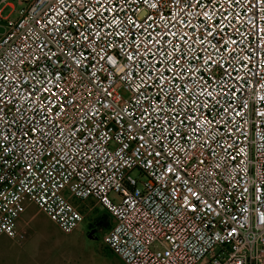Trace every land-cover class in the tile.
<instances>
[{"label":"built area","instance_id":"2783aa9c","mask_svg":"<svg viewBox=\"0 0 264 264\" xmlns=\"http://www.w3.org/2000/svg\"><path fill=\"white\" fill-rule=\"evenodd\" d=\"M16 2L0 0V233L30 202L69 232L90 199L125 264H264V0H202L207 22L174 0ZM46 77L66 94L51 113Z\"/></svg>","mask_w":264,"mask_h":264},{"label":"rangeland","instance_id":"374dc122","mask_svg":"<svg viewBox=\"0 0 264 264\" xmlns=\"http://www.w3.org/2000/svg\"><path fill=\"white\" fill-rule=\"evenodd\" d=\"M8 1L18 6L16 0ZM9 9L10 5L5 3L1 13L5 14ZM118 91L123 96L127 94L123 88ZM131 174L135 175L136 171L132 170ZM81 212L83 218L79 225L63 232L37 205L30 202L21 218H25V213L32 221L18 223L15 234L22 233L31 238L28 242L29 254L36 264H125L101 240L110 219L108 213L90 199L82 203ZM196 264H203V260Z\"/></svg>","mask_w":264,"mask_h":264},{"label":"snow or ice","instance_id":"6c2138e0","mask_svg":"<svg viewBox=\"0 0 264 264\" xmlns=\"http://www.w3.org/2000/svg\"><path fill=\"white\" fill-rule=\"evenodd\" d=\"M98 2H99V0H98ZM112 2H113V0H109V3H112ZM144 2L147 3V0H144ZM174 2H175L177 5H180V4H182V3L185 5L184 8H181V12H185V11L187 10V7H196V8H198L199 11H197V12H195V13H192L191 15L193 16V18H196V17L201 16V14H202V16H203L205 22L210 21V20H213V17H214L215 14H216L215 10H213L212 13L210 14V12L207 10V6H206V4L202 3V0H195V3H194V4L192 3V0H174ZM210 2H212V0H210ZM228 2L231 3V2H233V0H228ZM60 3L63 4V0H60ZM81 6L83 7L84 5L82 4ZM152 7H153V8H156L157 5L153 4ZM105 10H106V11H110L111 9H107V8H106ZM162 18H163V17H162ZM233 18L235 19V17H233ZM149 19H151V18H149ZM175 19H177V20L179 19V14H177V16L175 17ZM225 19H227V17H225ZM129 23H130V24H133V25L136 26V27H140L139 25H136V22H135L134 20L129 21ZM189 26H190V25H189ZM213 26H215V22H214V21H213ZM206 27H207V23H204V24L201 25V28H202V29H203V28H206ZM172 35H173L174 37L177 36L176 33H172ZM205 37H206V38H207V37H213V38H214V31H207L206 34H205ZM85 39L87 40L88 38L85 37ZM178 41H179V43H180L181 45L187 43V41H186V39H185V35H180V36L178 37ZM157 42H158V41H157ZM151 43H152V41H149V44H151ZM168 43L170 44L171 42L169 41ZM200 43L203 44V43H204V40H201ZM232 43L235 44L236 41H232ZM148 50L150 51V49H148ZM174 51H179V49H174ZM137 53H139V49H138V48H137ZM128 58H129V59H132V56L129 55ZM108 61H109V63H111V64H113V65H115V64L117 63L112 57H108ZM180 63H181V60H180V59H176V60H175V64H180ZM205 63H207V64H211V63H212V59H211V57H209L208 60L205 61ZM44 83H51L53 88H57V89H58V91H56V92H50V89H49V88H45V87H43V83H41V90H42L44 93H50V95H49V97H48V105H47L46 107H47V111H48L49 113H51L52 108L58 106V105H57V104H56L51 98H52V97H55V96H57V95H59L61 98H63L66 94L64 93L63 89H59V78H56L54 81H50V80L46 77ZM6 91H7V89L0 90V106H2V105L5 103L4 97H5V93H6ZM108 95H111V93L109 92ZM209 95H211V93H209ZM31 96H32V93L29 92V93H28V96H26L25 99H28V98H30ZM68 103L71 104L72 101H69ZM61 104H62V101H61ZM40 111L43 112V111H44V107H41ZM189 119H195V117H189ZM30 130H31L33 133H35V132L37 131L36 128H31ZM177 135H178V133H177ZM0 139H3V134H2V133H0ZM0 147H4V145H3V144H0ZM29 168H31V165L29 166ZM168 171L171 172V171H173V169H172V168H169ZM177 179H180V177L178 176ZM189 192H191V189H189ZM191 194H192L193 196H198V194H197V193H194V192H191ZM184 200H185V205L188 206V207H190V209H191L192 211H196V210H197V209H196V206H195L194 204H191V202L188 200V197H185ZM217 203H219V202H217ZM234 231H235V230H233V232H230L229 235L234 234Z\"/></svg>","mask_w":264,"mask_h":264},{"label":"crops","instance_id":"0c3cea01","mask_svg":"<svg viewBox=\"0 0 264 264\" xmlns=\"http://www.w3.org/2000/svg\"><path fill=\"white\" fill-rule=\"evenodd\" d=\"M24 213L25 218L21 215L17 218L15 227L17 224L31 222L32 219ZM30 237L26 234L16 233L13 236L0 233V264H36L33 258L29 254L28 242Z\"/></svg>","mask_w":264,"mask_h":264},{"label":"trees","instance_id":"16d2710c","mask_svg":"<svg viewBox=\"0 0 264 264\" xmlns=\"http://www.w3.org/2000/svg\"><path fill=\"white\" fill-rule=\"evenodd\" d=\"M109 224H110V220H108V222H107V227L109 226ZM109 249V248H108ZM110 251V250H109Z\"/></svg>","mask_w":264,"mask_h":264}]
</instances>
